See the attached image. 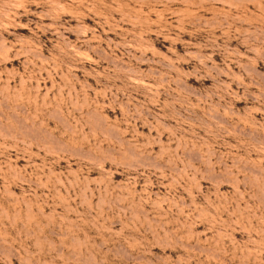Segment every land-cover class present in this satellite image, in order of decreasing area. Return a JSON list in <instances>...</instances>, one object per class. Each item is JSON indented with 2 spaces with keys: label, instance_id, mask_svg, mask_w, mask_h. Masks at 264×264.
<instances>
[{
  "label": "rangeland",
  "instance_id": "rangeland-1",
  "mask_svg": "<svg viewBox=\"0 0 264 264\" xmlns=\"http://www.w3.org/2000/svg\"><path fill=\"white\" fill-rule=\"evenodd\" d=\"M0 264H264V0H0Z\"/></svg>",
  "mask_w": 264,
  "mask_h": 264
}]
</instances>
